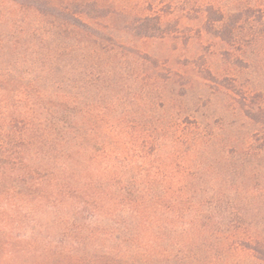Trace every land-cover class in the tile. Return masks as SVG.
<instances>
[{"label":"trees","instance_id":"16d2710c","mask_svg":"<svg viewBox=\"0 0 264 264\" xmlns=\"http://www.w3.org/2000/svg\"><path fill=\"white\" fill-rule=\"evenodd\" d=\"M174 2L246 68L259 65L264 83V0ZM153 5L0 0V264H208L231 249L263 253L237 218L255 188L241 179L264 161V88L225 85L208 66L161 68L137 45L170 33ZM174 75H190L182 87L215 85L260 128L211 127L167 94Z\"/></svg>","mask_w":264,"mask_h":264},{"label":"rangeland","instance_id":"374dc122","mask_svg":"<svg viewBox=\"0 0 264 264\" xmlns=\"http://www.w3.org/2000/svg\"><path fill=\"white\" fill-rule=\"evenodd\" d=\"M169 2L171 0H154L153 5V8L157 11L161 8V12L165 14L164 26L166 28L164 31L170 32L169 35L164 39L152 38L145 42L144 40L137 42L139 48L149 51L158 58L161 68L182 73L184 70L190 72L187 69L191 67L208 66L215 78L225 85L235 84L233 78H236L239 88H243V85L248 86L249 82H255L256 88H264V83L258 81L260 80L257 75L260 71L259 65L252 61L253 64L251 63L246 68L245 63L237 58V51L230 49L213 35L200 31L201 24L196 18L197 13L194 10L187 9L184 4H170ZM173 3L176 2L173 0ZM141 8L146 13L152 12L149 11L151 7L146 3H143ZM189 76L174 75L166 88L167 94L171 92L179 94V100L183 107H198L197 114L200 119H208L207 121L213 128L221 126L225 130H236V132L237 130L245 132L260 128L239 114H235L233 108L226 103L228 97L212 89L215 85H212V88H208V90H203L202 85L193 86V89L182 87ZM193 80L194 82L199 81L197 75L193 76ZM200 93L206 94V99L203 98L199 103L197 97ZM237 98L241 100L240 96ZM235 104L237 105V102ZM260 169L261 171L256 176H246L241 179V181L244 180L243 183L255 188L253 193H246V201L239 215L241 218H237V220L241 221L244 226H248L253 232L256 231L259 239L264 242V161L260 162ZM262 247L264 250V244ZM205 261L208 264H264V251L256 253L250 250L231 249L208 256Z\"/></svg>","mask_w":264,"mask_h":264}]
</instances>
